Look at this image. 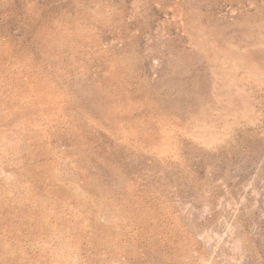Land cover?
<instances>
[{
	"label": "rangeland",
	"instance_id": "obj_1",
	"mask_svg": "<svg viewBox=\"0 0 264 264\" xmlns=\"http://www.w3.org/2000/svg\"><path fill=\"white\" fill-rule=\"evenodd\" d=\"M0 264H264V0H0Z\"/></svg>",
	"mask_w": 264,
	"mask_h": 264
}]
</instances>
